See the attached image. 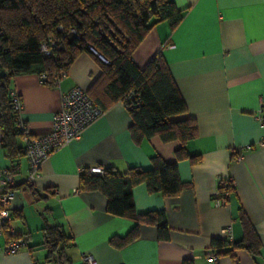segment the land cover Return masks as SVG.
Here are the masks:
<instances>
[{"label": "crops", "instance_id": "1", "mask_svg": "<svg viewBox=\"0 0 264 264\" xmlns=\"http://www.w3.org/2000/svg\"><path fill=\"white\" fill-rule=\"evenodd\" d=\"M173 1L183 11L181 22L173 29L167 21L158 23L133 55L142 69L157 52L163 54L187 107L174 119L197 123V136L186 144L197 160L178 161L180 178L189 186L174 197L150 192L144 183L133 189L137 212L165 210L168 239L159 237L156 226L141 224L136 239L113 246L110 239L126 235L135 222L109 214L105 195L81 188L82 172L94 166L123 173L152 168L154 156L176 161L182 143L164 142L157 135L136 141L130 132L132 115L120 101L80 139L54 151L33 182L27 181V157L11 160L0 143V170H14L10 207L17 216L11 227L27 237L26 246L10 254L0 232V264H58L48 259L46 224L60 226L70 238L72 264H83L85 253L95 264H264V126L256 117L264 102V0ZM100 73L98 63L83 52L59 86L35 74L16 76L12 91L22 100L21 117L32 134H49L62 92L74 86L88 90ZM18 142L22 147V135ZM227 178L233 182L227 204L218 206L213 197ZM241 210L260 239L259 254L233 246L244 237ZM226 227L233 240L213 247ZM206 251L219 253V260L207 261Z\"/></svg>", "mask_w": 264, "mask_h": 264}, {"label": "trees", "instance_id": "2", "mask_svg": "<svg viewBox=\"0 0 264 264\" xmlns=\"http://www.w3.org/2000/svg\"><path fill=\"white\" fill-rule=\"evenodd\" d=\"M182 18L183 11L173 0H0V143L11 160L25 155L18 142L21 134L11 97L13 79L35 74L45 76L43 83L53 86L60 73H66L83 52L101 69L86 91L104 112L133 94L129 102L134 106L129 111L134 139L157 135L164 142L182 143L175 152L176 161L166 162L154 156L152 168L147 170L133 167L121 173L108 167L104 174H93L88 168L82 172V190L102 193L107 198L109 214L135 222L126 235L110 239L115 247L136 239L141 224L156 226L159 237L168 239L165 210L137 212L133 189L144 183L150 192L174 197L189 186L180 178L178 161L186 157L197 160L186 150L187 142L197 136V123L194 118L174 119L186 113L187 107L163 54L157 52L142 69L133 59L140 43L158 23L167 21L173 29ZM51 41L55 46H51ZM42 44L51 48L50 55L42 51ZM3 70L5 75H1ZM13 215L17 216L16 212L12 211ZM240 221L244 237L233 243L234 248L259 254L260 239L243 210ZM3 229L7 241L27 238L24 234H9L7 227ZM43 231L48 259L72 264L67 253L70 238L61 227L46 224ZM228 242L223 236L214 239L212 246H225Z\"/></svg>", "mask_w": 264, "mask_h": 264}, {"label": "built area", "instance_id": "3", "mask_svg": "<svg viewBox=\"0 0 264 264\" xmlns=\"http://www.w3.org/2000/svg\"><path fill=\"white\" fill-rule=\"evenodd\" d=\"M50 44L51 46H55L53 41ZM42 51L46 55L51 54V48L47 44H42ZM64 75L65 72H61L60 76L55 79V86L60 85L61 78ZM45 80L46 77L42 76L41 81ZM131 96L133 94L123 101L128 109L134 106L129 102ZM11 97L14 109L18 115V127L23 138V150L28 160V182H33L39 176L41 165L54 151L68 145L74 140L80 139L84 130L104 113L101 107L90 98L84 88L74 86L70 90L62 92L61 108L54 115L50 133L44 136H34L21 117L22 100L20 96L15 91H11ZM256 117L264 126V102L260 104ZM89 170L93 174H104L105 171L100 166L91 167ZM14 184L15 179L12 169L6 168L0 170V232H3L4 227H7L9 234L15 233L11 227L12 211L10 207L11 201L15 197L10 187L14 186ZM232 185L233 182L228 178L220 181L218 190L213 197L216 205L227 204L229 189ZM222 234L229 242L233 240L231 227L224 228ZM24 246H26L24 237L12 238L7 243L6 251L7 253L14 254L19 252ZM219 256L215 251H206L204 254V257L209 262H217ZM83 264H95L94 257L89 253H85L83 255Z\"/></svg>", "mask_w": 264, "mask_h": 264}, {"label": "water", "instance_id": "4", "mask_svg": "<svg viewBox=\"0 0 264 264\" xmlns=\"http://www.w3.org/2000/svg\"><path fill=\"white\" fill-rule=\"evenodd\" d=\"M92 50L96 52V50H95L94 48H92ZM101 57H102V56H101ZM102 58H103V57H102ZM1 75H5V71H4V70L1 72Z\"/></svg>", "mask_w": 264, "mask_h": 264}]
</instances>
